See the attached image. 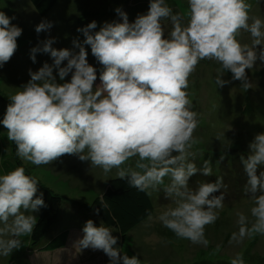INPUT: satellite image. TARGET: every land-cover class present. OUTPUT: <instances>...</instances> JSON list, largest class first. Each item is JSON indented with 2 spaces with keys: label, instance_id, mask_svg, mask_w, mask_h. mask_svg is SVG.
I'll return each mask as SVG.
<instances>
[{
  "label": "clouds",
  "instance_id": "1",
  "mask_svg": "<svg viewBox=\"0 0 264 264\" xmlns=\"http://www.w3.org/2000/svg\"><path fill=\"white\" fill-rule=\"evenodd\" d=\"M250 8L248 0H188L185 23L166 0H150L147 12L133 22L117 7L120 21H105L97 31H92L95 20L78 28L84 39H73L72 48L53 47L54 37L33 46V62L38 52L49 54L52 62L29 69L30 79L8 96L0 119L17 156L42 165L77 154L105 172L118 169V177L127 178L137 190L163 185L172 203L157 219L177 237L207 246L205 226L214 223L224 207V184L217 176L196 188L189 186L194 174L211 176L213 170L208 159L199 169L190 159L199 121L186 91L188 77L199 61L210 59L220 64L218 87L238 80L245 91L251 88L249 70L264 67V19L250 17ZM12 19L0 11V66L13 55L22 33ZM164 20L170 21V31H165ZM51 27V21L41 20L35 31ZM242 30L250 34V44L237 39ZM85 45L102 66L98 84ZM227 72L230 79L223 78ZM132 158L134 167H122ZM239 158L247 176L244 192L253 203L250 215L237 213L239 227L230 237L236 243L264 235V132L254 135L247 155ZM38 181L22 166L0 173V256L20 248V237L33 232L34 212L45 206L43 193L35 195ZM100 201L106 209L107 202ZM82 231L75 242L78 252L91 247L103 250L109 264H142L138 255L122 254L110 227L88 219ZM230 264L245 261L237 254Z\"/></svg>",
  "mask_w": 264,
  "mask_h": 264
},
{
  "label": "rangeland",
  "instance_id": "2",
  "mask_svg": "<svg viewBox=\"0 0 264 264\" xmlns=\"http://www.w3.org/2000/svg\"><path fill=\"white\" fill-rule=\"evenodd\" d=\"M136 1L138 0H61L59 7L53 8L48 15L41 16L29 0H0V11L14 17L11 23L22 28L13 55L0 66L3 110L6 111L10 102L8 96L21 90L20 87L30 79L29 69L36 71L45 61L52 62L50 55L43 52L36 53V61L33 62L30 58V49L33 46L48 37H54L53 47L72 48L73 39H84L83 33L77 31L78 28L95 20L97 27L92 31H97L105 21H120L121 17L115 9L120 7L127 13L130 10L128 8ZM141 1L142 10L147 12L150 0ZM166 3L175 13L185 18V23L187 22L188 0H166ZM127 15L130 19L135 13L132 14L130 10ZM64 16L66 19L63 20ZM41 20L51 21L52 27L37 33L35 25ZM162 23L166 26V32L171 30L170 21L164 20ZM85 47L89 63L97 68L98 75L94 84H98L102 66L91 54L90 46ZM218 69V61L203 59L188 77L186 91L199 121L193 132L197 143L191 151L195 155L190 159L196 163L198 169L202 167L204 160L208 159L213 170L211 176L197 172L190 177L189 186L196 188L200 183L215 181L217 176L226 180L229 177L230 183L225 189L221 188L224 189L222 192L226 194L228 190L237 195L246 194L245 183H235L237 173L246 175L243 165L241 162L232 164V158L237 156L236 154L238 158L243 153L247 154L248 144L254 135L264 132V67L258 65L249 70L251 88L247 91L241 87L238 80L218 87L215 82ZM70 75L66 79H69ZM230 77L231 73L227 72L223 78ZM4 133V141L0 140V173H5L1 165L4 148L7 155L16 153V146L8 139L6 128ZM221 156L224 158L220 159ZM134 160L135 158L130 159L122 167H134ZM20 161L33 175L66 200L48 238L62 229L72 230L67 245L51 251L32 249L31 234L22 236L21 247L14 249L8 256H0V264H109V257L103 250L88 247L78 252L75 242L83 236V232H80L84 223L88 219H92L96 224L103 223L88 210L77 209L75 206L87 207L86 204L93 198L102 195L108 180L118 176V169L113 168L105 172L99 166H92L88 160H80L77 154H64L51 164L34 165L26 160ZM164 180L165 184L169 182L168 177ZM148 190L154 205L152 215L134 227L124 240L115 227H110L113 235L118 237L117 247L122 249V254H136L142 264H230V260L237 254L243 257L245 264H264V235L245 237L239 243L230 242L231 234L239 227L236 223L237 213L250 215L249 209L253 202L249 195L224 199V207L218 210V219L205 226V237L209 243L204 246L177 237L170 229L164 227L157 217L172 202L166 198L163 185ZM215 194L218 195V191ZM72 206L75 209H71ZM34 215L37 219L38 212H34Z\"/></svg>",
  "mask_w": 264,
  "mask_h": 264
},
{
  "label": "trees",
  "instance_id": "3",
  "mask_svg": "<svg viewBox=\"0 0 264 264\" xmlns=\"http://www.w3.org/2000/svg\"><path fill=\"white\" fill-rule=\"evenodd\" d=\"M29 1L41 16L48 15L52 11V9L57 5L59 6L61 2V0ZM248 2L251 5V8L249 10L250 17H259L261 19H264V0H248ZM142 5V1L138 0L136 1V3H134V5H131L128 8L132 11V14L135 13V15H133L132 18L129 19V22H133L137 15L146 13V11L142 10ZM252 9L254 10L252 11ZM237 39H239L241 43H251L250 34L243 30L238 35ZM2 100L3 97L0 95V119L3 118V115L5 113V111L3 110L4 106ZM4 130L5 127L0 124L1 141H4L5 138ZM236 155L237 156H234L232 158V164L234 165H236V162H241L240 158H238V154ZM243 155L246 156L247 154L243 153ZM1 165L4 172H8L16 167L22 166L25 168L26 174L35 176L27 169V166L20 161L16 153L12 152L11 155H7L5 148L1 156ZM38 180V190L35 195H40V193H43L45 206H41L37 211V223L33 229V232L31 233V247L34 250L42 249L43 251H51L67 245V241L69 240V235L72 228L62 229L58 231L53 237L48 238L52 227L59 218L62 205L66 200L62 195L57 193L50 186L44 184L41 179L38 178ZM246 180V175L237 173L235 177V183H246ZM229 183V177L227 178V180L223 178L224 187L222 188L225 189L226 187H228ZM224 189H221V191H223ZM236 197H246V194L237 195V193L234 194L227 190L225 198L233 199ZM101 198H103L108 204V207L106 209L101 205ZM86 205L87 207H84L85 205H76L75 207L81 210H88L90 213L97 216L105 226L115 227L119 231L123 240L134 227L147 219L150 215H152L154 211V205L149 195V190H137L136 188L129 186L127 178H120L118 176L110 178L108 180L107 188L103 192V194L100 196H96L90 203H87ZM71 209L75 208L72 206Z\"/></svg>",
  "mask_w": 264,
  "mask_h": 264
},
{
  "label": "crops",
  "instance_id": "4",
  "mask_svg": "<svg viewBox=\"0 0 264 264\" xmlns=\"http://www.w3.org/2000/svg\"><path fill=\"white\" fill-rule=\"evenodd\" d=\"M70 1V0H69ZM61 3V2H60ZM60 5V4H59ZM56 7H59L58 5ZM60 11H61V6H60ZM66 19V17L64 16L63 20ZM83 231H81L80 233H82Z\"/></svg>",
  "mask_w": 264,
  "mask_h": 264
}]
</instances>
